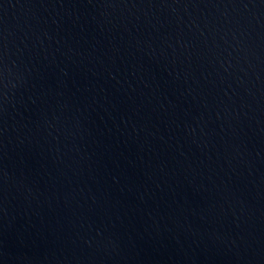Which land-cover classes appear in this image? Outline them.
<instances>
[{
	"label": "water",
	"instance_id": "1",
	"mask_svg": "<svg viewBox=\"0 0 264 264\" xmlns=\"http://www.w3.org/2000/svg\"><path fill=\"white\" fill-rule=\"evenodd\" d=\"M0 264H264V0H0Z\"/></svg>",
	"mask_w": 264,
	"mask_h": 264
}]
</instances>
